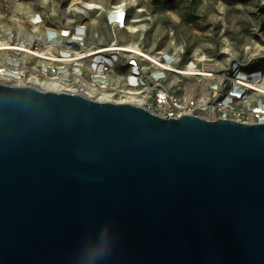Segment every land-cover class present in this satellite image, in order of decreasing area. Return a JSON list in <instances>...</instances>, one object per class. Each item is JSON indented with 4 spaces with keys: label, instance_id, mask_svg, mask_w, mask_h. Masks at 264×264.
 I'll list each match as a JSON object with an SVG mask.
<instances>
[{
    "label": "water",
    "instance_id": "water-1",
    "mask_svg": "<svg viewBox=\"0 0 264 264\" xmlns=\"http://www.w3.org/2000/svg\"><path fill=\"white\" fill-rule=\"evenodd\" d=\"M264 264V123L0 82V264Z\"/></svg>",
    "mask_w": 264,
    "mask_h": 264
},
{
    "label": "built area",
    "instance_id": "built-area-1",
    "mask_svg": "<svg viewBox=\"0 0 264 264\" xmlns=\"http://www.w3.org/2000/svg\"><path fill=\"white\" fill-rule=\"evenodd\" d=\"M120 6L123 11L117 12ZM107 21L123 33L124 44L90 47L84 23L48 25L41 13L32 15L34 43H11L12 49L0 55V82L43 90L44 84L53 83L62 92L106 93L114 102L134 97L144 107L171 118L191 114L264 123V69L232 62L223 76L203 70L207 75L198 77L214 80L208 85V96L199 100L181 95L167 88L165 81L170 74L196 76L184 73L188 65L179 69L166 54L151 59L121 50L134 43L139 46L142 37L138 27L128 24L125 5L113 6Z\"/></svg>",
    "mask_w": 264,
    "mask_h": 264
},
{
    "label": "rangeland",
    "instance_id": "rangeland-1",
    "mask_svg": "<svg viewBox=\"0 0 264 264\" xmlns=\"http://www.w3.org/2000/svg\"><path fill=\"white\" fill-rule=\"evenodd\" d=\"M82 1L102 10L77 12ZM122 4L128 24L142 31L140 48L152 57L166 54L179 69L193 62L222 76L232 62L264 69V0H0V40L34 43L29 18L41 13L48 25H87L90 47L124 44L123 33L107 21L108 11ZM213 81L170 74L165 86L204 100Z\"/></svg>",
    "mask_w": 264,
    "mask_h": 264
},
{
    "label": "bare ground",
    "instance_id": "bare-ground-1",
    "mask_svg": "<svg viewBox=\"0 0 264 264\" xmlns=\"http://www.w3.org/2000/svg\"><path fill=\"white\" fill-rule=\"evenodd\" d=\"M81 3V8H75V10L77 12H82V13H86V11H92V10H98L100 9V6H97L95 4L89 3V2H80ZM123 11V7L120 6L117 9V12ZM11 43L9 41L6 40H0V51L1 53H7L8 50H11ZM124 51H129L130 53H133L135 55H138L139 57L144 56L145 58H151L154 59L152 56L146 54L143 52V50L138 46L137 43L131 44V45H126L125 47H123ZM184 73H188L189 75H196V76H205L207 75V73L203 72V70L201 68H199L198 64L196 63H190L188 64V66L185 68ZM57 85V84H56ZM54 85L53 83L51 84H44V89L45 90H51V91H57V92H62L60 91V88L58 86ZM70 93V92H69ZM87 94L86 96L90 97V98H94L96 100L99 101H112L110 99V96L107 95L106 93H97L94 94V92H89V93H85ZM118 103H124V102H129V103H133L135 105H140V106H144L142 101L134 98V97H124L123 100L120 101H115ZM209 119H215V118H209Z\"/></svg>",
    "mask_w": 264,
    "mask_h": 264
},
{
    "label": "clouds",
    "instance_id": "clouds-1",
    "mask_svg": "<svg viewBox=\"0 0 264 264\" xmlns=\"http://www.w3.org/2000/svg\"><path fill=\"white\" fill-rule=\"evenodd\" d=\"M109 236L107 231H101L97 238L96 245L88 250L87 264H96L108 251Z\"/></svg>",
    "mask_w": 264,
    "mask_h": 264
}]
</instances>
